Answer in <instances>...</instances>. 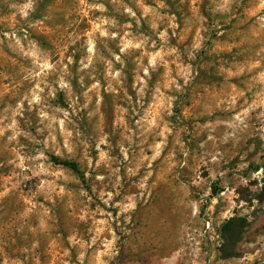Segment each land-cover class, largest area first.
<instances>
[{
	"label": "rangeland",
	"instance_id": "obj_1",
	"mask_svg": "<svg viewBox=\"0 0 264 264\" xmlns=\"http://www.w3.org/2000/svg\"><path fill=\"white\" fill-rule=\"evenodd\" d=\"M0 264H264V0H0Z\"/></svg>",
	"mask_w": 264,
	"mask_h": 264
},
{
	"label": "trees",
	"instance_id": "obj_2",
	"mask_svg": "<svg viewBox=\"0 0 264 264\" xmlns=\"http://www.w3.org/2000/svg\"><path fill=\"white\" fill-rule=\"evenodd\" d=\"M52 161L55 164H57V165H60V166L68 168L69 170L73 171L77 175H81V172L78 169V166L75 163H73V162H70V161H67V160H61V159H58V158H52Z\"/></svg>",
	"mask_w": 264,
	"mask_h": 264
}]
</instances>
